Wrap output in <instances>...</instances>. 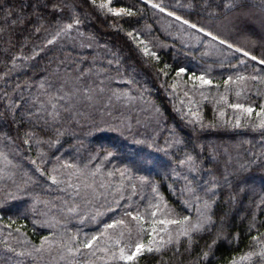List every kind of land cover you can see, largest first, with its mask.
Returning <instances> with one entry per match:
<instances>
[{"label": "snow or ice", "instance_id": "snow-or-ice-1", "mask_svg": "<svg viewBox=\"0 0 264 264\" xmlns=\"http://www.w3.org/2000/svg\"><path fill=\"white\" fill-rule=\"evenodd\" d=\"M142 2L160 13L174 17L175 21L181 22L182 29L187 26L183 32L185 36L191 37V30H196L203 34L209 45L217 49L223 47L233 54L239 53L241 63L244 62L242 58H250L264 66V52L254 54L264 49V0H261L258 17L246 0H220L219 3L216 0H177L174 10H169V6L162 2ZM178 10H185L188 18L178 15ZM0 12L4 13L6 20L11 18L9 27L0 28V34H6V39L0 36L7 46L3 49L4 54L17 44L20 45L19 54L10 57V67L4 73L7 76L20 66L17 61H35L37 56L45 53V47L34 44L31 55H23V47L27 46L31 36L43 33L45 44L55 46L65 39L75 41L77 37L84 38L85 33L81 32V27L94 14L105 21H108L109 16L127 17L130 21L143 9L116 7L113 6V0H2ZM201 12L205 15V22L190 18L193 14L200 16ZM225 12L229 15H225ZM257 19L258 31L251 27L257 23ZM221 20L227 22L228 35H224L221 29L211 23ZM109 26L119 27L123 31L119 25ZM126 35L136 45V51L141 53L142 61H159L158 52L153 50L154 43L141 38L140 30L132 28ZM201 39V35L195 36L197 43ZM87 40L86 44H81V48L91 49L94 43L100 46L95 33L89 35ZM102 47L112 57L106 65L97 66V61H87L84 57L76 60L53 55L44 64L37 61L29 65L30 81L23 86L18 84V91L14 95L3 93L7 102L0 110V164L3 165L0 167V181H10V186L16 192L25 195H30L36 187L55 186L69 194V199L61 200L67 215L77 219L81 225H101L95 232H83L82 238L80 231L62 233L59 240L43 237L40 245L33 247L27 255L40 259L46 252L50 254L55 246L60 251V259L67 261V264H139L141 258L148 256L157 257L158 264H241L245 260L250 264H256V261L264 264V233L258 229L257 236L252 237L253 244L258 245V248L253 247L239 259L222 260L217 257L222 246L239 240V233L229 230L230 217L234 207L241 202V195L248 188L249 178L245 173L254 165L264 166V151L253 153L251 159L239 168H226L218 177L208 167L206 170L212 179L199 184L197 177L205 170V165H215L216 160L215 157L208 161L202 160L194 145L192 153H186L185 160L179 163H187L189 175L192 176L191 179L188 175L184 177L185 187L180 190V195L188 199L181 200V203L187 207L195 206V218L177 213L164 199L160 181L153 177V172L160 167V160L144 147H136H152L157 143L156 138L152 136L151 143L147 135L144 139H136L141 134L131 132L133 125L127 116L122 115L116 123L103 120L100 123L120 136L127 132L132 136L133 144L114 140L110 146L90 154L88 163L83 165L74 159H62L60 149L63 148L65 137L75 135L73 128L80 121L91 122L90 133L100 128L90 112L81 111L82 101H87L88 106L92 107L103 93L110 92L111 95L107 97L110 106L113 99L130 105L136 100L143 101V92L148 91L146 86H143V92L135 87L139 81L133 74L136 71L134 66H129L130 71L125 69L126 61L117 52L112 51L107 43ZM112 71L116 73L115 76L111 74ZM187 72V68L179 67L175 75L181 77ZM161 75H168L165 68L157 69V76ZM191 78L198 81L201 88L213 84V80L203 73L197 75L193 72ZM245 79L241 75L236 77L241 83ZM251 79L260 80L261 77L252 76ZM232 81L233 77L228 76L224 81L225 86ZM114 82L126 87H109ZM195 87L196 84H193ZM227 90L225 87V95L220 97L224 103H227ZM133 91L137 93L135 96ZM185 95L188 93L185 92ZM200 95L207 99L203 92ZM230 107L240 109L241 115L247 114L249 117L255 113L257 121H246L245 126L250 123L253 129H259L264 135V103L259 105L258 111L250 104L233 103ZM189 115L195 117L189 121L193 133L203 130L205 124L199 112L190 108ZM155 119L159 126L161 117L158 108L155 109ZM136 123L140 124L141 121L137 120ZM239 125L238 118L235 126ZM170 141L185 147L188 145V141L180 138L175 129L170 131L169 138L165 140L169 147L172 146ZM77 143L81 146L83 144L82 141ZM198 147L203 150V145ZM130 148L132 151H129ZM34 149L36 151L33 156ZM97 160L99 163L94 164L93 161ZM114 160L120 161V165L106 169L105 165ZM19 173H22V178L18 181L16 177ZM156 175L160 173L156 172ZM138 189H147L152 194L151 201L142 203L147 198L140 196ZM133 197H137V200ZM31 198L34 204L48 203L40 200L38 195ZM16 199L19 197L11 192L0 199V212L5 210L10 200ZM105 216L109 217L107 221L102 219ZM255 227V223H249L248 231ZM11 251L15 252V249ZM20 255L25 253L21 252Z\"/></svg>", "mask_w": 264, "mask_h": 264}, {"label": "trees", "instance_id": "trees-1", "mask_svg": "<svg viewBox=\"0 0 264 264\" xmlns=\"http://www.w3.org/2000/svg\"><path fill=\"white\" fill-rule=\"evenodd\" d=\"M154 2H162L169 6V10H174L177 4V0H154ZM216 2L219 3L220 0ZM246 3L258 17L261 0H246ZM113 6H133L142 8L143 12L131 18L130 21L127 17L112 16L105 21L94 14L92 19L81 27V32L85 33L84 38L77 37L75 41L65 39L55 46L45 44L43 33L31 36L27 46L23 47V55H31L34 44L45 47V53L37 56L35 61H17L20 66L9 72L7 76L4 73L6 68L10 67V57L19 54L20 45L17 44L10 48L7 54H4L3 49L7 46L0 39V110L7 102L3 95L4 92L12 96L18 91L16 88L18 84L23 86L30 81L31 68L29 65L37 61L44 64L53 55L67 56L76 60L84 57L87 61H97V66L106 65L107 61L112 58L102 47L107 43L112 51L117 52L126 61L125 69L130 71V65L135 67L136 71L133 74L139 81L135 87L143 92V86H146L148 91L143 92V101L136 100L130 105L112 101L110 106L107 101V97L111 95L110 92L103 93L92 107L88 106L87 101H82L81 111L90 112L96 123L100 124V128L90 133L91 122L80 121V124L73 128L75 135L65 137L63 148L60 149L63 153L62 159H74L83 165L88 163L90 154L102 147L110 146L114 140H122L128 145L133 144L132 136L127 132L124 136H120L100 123L101 120L116 123L122 115L127 116L133 125L131 132L141 134L136 136V139H144L147 135L151 143V137L156 138L157 143L152 147L147 145H136V147H144L160 160V167L153 172V177L160 181V191L164 199L176 209L177 213L195 218V206L187 207L181 203V200L188 199L187 196L180 195V190L185 187L184 177L188 175L191 179L192 176L189 175L187 163L180 164L179 161L185 160L186 153H192L194 145L197 146L196 151L200 153L202 160L208 161L215 157L216 164H206L205 170L201 171L197 177V182L203 184L212 179L206 170L208 167H211L218 177L220 172L226 168H239L241 164L251 159L253 153L259 154L264 151V135L261 131L253 129L250 123L245 126L246 121H257L255 113L249 117L247 114L241 115L240 109L230 107L233 103H243L250 104L258 111L259 105L264 103V66L251 61L250 58H242L244 62L241 63L239 53L233 54L223 47L217 49L214 45H209L203 38V34L197 33L196 30H191L193 33L191 37L185 36L183 32L187 30V26L182 29L181 22L175 21V18L169 17L167 13L152 9L142 0H113ZM177 14L188 18L185 10H178ZM224 14L229 15L226 12ZM190 18L193 21L205 22V15L202 12L200 16L193 14ZM10 20L11 18L6 20L4 13L0 12V28L9 27ZM211 23L221 29L224 35H228L226 21H211ZM110 24L119 25L123 31L119 27H110ZM251 27L259 30L258 19L257 23ZM132 28L140 30L141 38L154 43L153 50L158 52V62L153 60L148 63L146 59L142 61L141 53L136 51V45L126 35ZM92 33L96 34L100 46L94 43L91 49L81 48V44H86L87 37ZM196 35L202 36L199 43L195 40ZM0 36L6 39V34H0ZM261 52H264V49L254 54L260 55ZM169 65L170 68L166 67ZM179 67L187 68L188 72L182 74L181 77H176L175 70ZM158 68H165L168 75L157 76ZM193 72L197 75L205 74L213 80V84L204 85L201 88L198 81L192 80ZM111 74L116 75L114 71ZM237 75L247 79L241 83L236 80ZM228 76H232L233 81L225 86L224 81ZM252 76H259L261 79L252 80ZM173 84L175 87H172ZM193 84H196L195 88ZM109 87L115 89L126 87V85L114 82L109 84ZM225 87L228 89L227 103L220 100V97L225 95ZM185 92L188 95H185ZM201 92L207 99L201 97ZM238 92L239 95H237ZM132 94L135 96L137 93L133 91ZM24 95L27 96V92ZM156 108L160 111L159 126L155 119ZM190 108L198 111L203 118L205 124L203 130L193 133L189 121L194 120L195 117L189 115ZM109 112L111 115H108ZM238 118L240 125L235 126ZM137 120L141 123L137 124ZM173 129L180 138L188 141L187 147L171 141V147L165 144V140L169 138V133ZM78 141L83 142L82 146L77 143ZM198 145H203L202 151ZM35 151L34 149L33 156ZM45 151L47 152L48 149L45 148ZM129 151L132 149L130 148ZM93 163H99V161H93ZM120 163L114 160L106 164L105 168L111 169L113 165L119 166ZM2 166L0 164V167ZM156 172L160 175H156ZM245 175L249 178L248 188L241 195V202L234 207L233 215L230 217L231 228L229 230L239 233V240L220 248L217 257L222 260L239 259L253 247L258 248V245L253 244L252 237L257 236V229L260 233H264V203H262L264 201V166L254 165ZM21 178L22 173H19L16 179L19 181ZM10 185V181H0V199L9 192L19 197V199L10 200L5 210L0 212V264H67V261L60 259V251L55 246L50 254L46 252L40 259H34L33 256L27 255V252L33 247H38L43 237H48L49 240H59L62 233L80 231L82 238L83 232L92 233L101 226L99 223L81 225L77 219L67 215L63 211L61 200L69 199V194H65L55 186L52 188L36 187L30 195H25L23 192H16L15 188ZM138 193L147 198L142 203L151 201L152 194L147 189H138ZM37 195L40 200L48 203L34 204L31 197ZM133 199L137 200V197ZM108 218L105 216L102 219L107 221ZM34 221H39V223H34ZM249 223L256 225L250 232L248 231ZM169 227L175 226L169 225ZM11 249H15V252ZM21 252L25 255H20ZM139 264H158V259L148 256L141 258ZM241 264H250V262L245 260L241 261ZM256 264H259V261H256Z\"/></svg>", "mask_w": 264, "mask_h": 264}, {"label": "rangeland", "instance_id": "rangeland-1", "mask_svg": "<svg viewBox=\"0 0 264 264\" xmlns=\"http://www.w3.org/2000/svg\"><path fill=\"white\" fill-rule=\"evenodd\" d=\"M113 102H116V100L115 99H113ZM169 227V226H168Z\"/></svg>", "mask_w": 264, "mask_h": 264}]
</instances>
